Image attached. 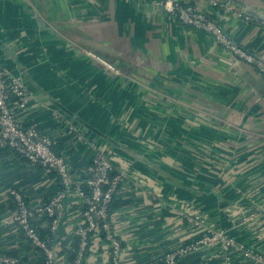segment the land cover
<instances>
[{
    "label": "crops",
    "instance_id": "1",
    "mask_svg": "<svg viewBox=\"0 0 264 264\" xmlns=\"http://www.w3.org/2000/svg\"><path fill=\"white\" fill-rule=\"evenodd\" d=\"M191 1L264 59V0ZM0 65L28 91L16 117L61 136L74 183L87 176L94 146L111 159L121 176L114 197L124 202L110 215L121 264H165L167 253L196 243L205 229L235 246L198 243L181 264H264L245 254L264 256V76L255 65L154 0H0ZM67 116L86 134L71 150L62 136ZM60 188L55 172L0 148L4 254L46 261L8 222L17 209L12 192L36 208ZM82 209L77 193L65 200L53 264H111L102 233L90 234L71 261ZM194 216L204 228L191 225ZM34 223L40 235L50 226L42 214Z\"/></svg>",
    "mask_w": 264,
    "mask_h": 264
},
{
    "label": "built area",
    "instance_id": "2",
    "mask_svg": "<svg viewBox=\"0 0 264 264\" xmlns=\"http://www.w3.org/2000/svg\"><path fill=\"white\" fill-rule=\"evenodd\" d=\"M154 2L179 23L192 29L210 34L216 42L229 50L235 57L255 65L264 76V59L254 52L246 50L237 44L214 18L201 11L191 0H154ZM247 20L254 19L250 15L239 13ZM104 64L109 70L118 73L115 65ZM28 94L25 84L20 78L13 76L10 71L0 65V148H9L32 164H39L49 171L55 170L60 178L62 187L52 196L49 202L30 207L21 192L13 191L17 201V209L9 219V223H16L24 231L29 241L46 256V261L39 264H53L56 254L52 240L42 238L37 226L33 223L37 214L48 217L53 233L57 229L65 200L73 193H77L83 201L82 219L78 235L81 236V258L89 242L90 234L104 232L105 239L111 247V264H121L119 259L121 241L112 229L110 204L118 190L121 176L111 177L114 170L109 156L98 150L95 146L92 151V165L87 172V185L90 189L86 194L81 182H73L71 179L68 156L63 150L56 152L60 137L53 135L38 124L33 123L24 126L16 117V108L23 104ZM15 98V100H14ZM62 136H72L73 144L66 142L65 150H71L75 143L85 139V132L78 128L75 120L71 117H63ZM189 222L196 228H204V223L199 216L189 217ZM220 241L225 249L235 246V242L222 232L211 229L203 230L202 237L191 245L180 247L170 251L164 256L165 264H181L184 255L196 247L198 243ZM242 249V246H238ZM246 256L254 262L264 263V256L255 249H248ZM0 264H22L20 256L6 255L0 250Z\"/></svg>",
    "mask_w": 264,
    "mask_h": 264
},
{
    "label": "trees",
    "instance_id": "3",
    "mask_svg": "<svg viewBox=\"0 0 264 264\" xmlns=\"http://www.w3.org/2000/svg\"><path fill=\"white\" fill-rule=\"evenodd\" d=\"M14 100H15V98H14ZM65 140L66 141L68 140L71 144H73V142H74L71 135L68 138H66ZM63 142L64 141H62L60 144L55 146L56 152L61 153L63 151V149H64L63 148ZM51 171L55 172V174L57 175V177H58V179L60 181L58 173L55 170H51ZM115 174H116V172L113 170L111 172V177L115 176ZM87 177L88 176L84 177V179L82 180V188H83V190L85 191L86 194H88L89 191H90V189H89V187L87 185V182H86ZM61 187H62V185H61ZM123 204H124V202L117 201V200H115V197H114L112 203L110 204V214H111V211L115 207L122 206ZM39 234H40V232H39ZM102 234L105 236L104 232H102ZM40 236H42L46 240H49V239L52 240L53 239V231L51 229V226H49L48 229H46V230H42V235H40ZM89 242H90V240H89ZM89 242H88V244H89ZM80 250H81V236L78 235V237L76 238V240H75V242L73 244V247H72V249L70 251L71 261H74L76 259V257L79 255L78 253L80 252ZM44 260H45V257L43 256L37 261L36 264L42 263V262H44ZM162 261L165 263L164 259Z\"/></svg>",
    "mask_w": 264,
    "mask_h": 264
}]
</instances>
